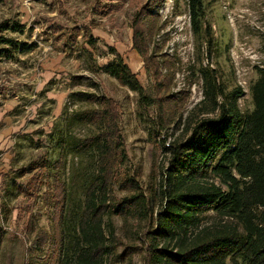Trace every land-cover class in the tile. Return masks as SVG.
Listing matches in <instances>:
<instances>
[{"label": "rangeland", "instance_id": "374dc122", "mask_svg": "<svg viewBox=\"0 0 264 264\" xmlns=\"http://www.w3.org/2000/svg\"><path fill=\"white\" fill-rule=\"evenodd\" d=\"M147 2L0 0V23L25 26L23 34L11 31L5 35L20 45L35 46L29 54L17 53L14 59L0 62V264H46L45 256L55 253L54 240L43 251L33 244L41 230L51 236L55 233V200L46 196L54 177L68 182L73 201L80 204L84 198L86 185L96 172L95 159L91 153L74 157L71 144L98 131L79 118L81 112L96 106L80 93L105 95L114 101L127 151L119 175L138 180L156 210L161 203L155 193L161 189L163 170L168 166L163 144L185 138L187 120L213 117L204 113L211 105L204 103L201 69L214 70L227 94L241 88L240 110L244 114L253 111L252 87L264 69V0H204L205 21L211 31L203 39L193 32L188 0L158 4L153 12L161 18L149 42L150 65L134 48L132 27ZM118 56L147 96H173L162 103L175 122L169 121L161 134L155 125L157 111L147 109L141 116L139 94L106 72ZM162 84L166 89L160 93ZM67 133L74 139L65 143L64 149L72 154L67 158L68 173L63 175V169L52 164L63 162L60 141ZM45 157L49 172L42 190L37 198L28 199L19 185L26 186L34 174L28 171L22 176V171L40 165ZM113 192L118 198L125 195L117 183ZM259 212L264 221V208ZM218 221L216 214L207 213L203 225ZM105 226L107 233L115 230L127 246H140L131 231H145L148 222L130 221L127 226L122 217L110 214ZM130 264H147L145 251Z\"/></svg>", "mask_w": 264, "mask_h": 264}, {"label": "trees", "instance_id": "16d2710c", "mask_svg": "<svg viewBox=\"0 0 264 264\" xmlns=\"http://www.w3.org/2000/svg\"><path fill=\"white\" fill-rule=\"evenodd\" d=\"M165 1L148 0L132 24L134 48L148 65L153 61L148 56L149 42L161 18L153 11ZM188 7L193 32L203 39L211 31L205 21L204 0H188ZM11 31L23 34L25 26L0 23V62L35 49L5 35ZM90 43L94 44L92 40ZM105 70L139 94L141 116L147 109L157 111L155 125L161 129L160 134L169 121L175 120L162 103L173 96H147L121 57ZM200 73L204 80V103L211 105L204 113L213 117L187 120L186 137L163 144L168 166L163 170L161 189L155 193L160 210L155 209L138 180L119 175L127 151L114 101L105 95L79 94L91 104L96 103L94 108L81 112L79 118L98 132L71 144L75 149L73 156L93 154L96 172L88 181L80 204L73 201L67 181L56 176L49 183L46 196L55 200V233L51 236L41 230L33 240L37 251L55 241V253L45 256L49 260L46 264H130L143 251L147 264H264V221L259 212L264 208V69L252 87L254 109L248 114L239 108L238 101L244 95L241 88L227 94L214 70L202 68ZM164 87L162 84L160 93ZM70 138L74 139L71 133L61 137L63 149ZM63 151V162L55 161L52 167L62 168L66 175L67 158L72 152ZM28 171L34 175L26 186L19 185V191L28 199L37 198L49 172L48 159L45 157L40 165L23 170L22 176ZM115 183L125 193L122 198L113 192ZM211 212L216 214L218 223L203 225L204 215ZM110 214L122 217L127 226L130 221L148 222L145 231H131L142 245L127 246L115 230L107 233L105 217ZM121 248L123 252L119 253Z\"/></svg>", "mask_w": 264, "mask_h": 264}]
</instances>
